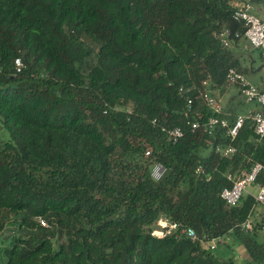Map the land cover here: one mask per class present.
<instances>
[{
    "label": "trees",
    "instance_id": "16d2710c",
    "mask_svg": "<svg viewBox=\"0 0 264 264\" xmlns=\"http://www.w3.org/2000/svg\"><path fill=\"white\" fill-rule=\"evenodd\" d=\"M243 1L264 12V0H0V264H264L258 205L219 197L227 173L264 167V137L250 121L233 142L188 125L212 116L204 82L222 92L230 69L249 73L217 38L243 35L231 7ZM229 144L232 157L215 153ZM159 219L198 240L155 237ZM216 238L245 258L219 257Z\"/></svg>",
    "mask_w": 264,
    "mask_h": 264
},
{
    "label": "built area",
    "instance_id": "2783aa9c",
    "mask_svg": "<svg viewBox=\"0 0 264 264\" xmlns=\"http://www.w3.org/2000/svg\"><path fill=\"white\" fill-rule=\"evenodd\" d=\"M231 7L233 9L234 21L242 24L245 31L241 35L238 32L231 34L228 30H222L217 36L220 45L224 49H229L232 46L233 40H245L251 49L259 52L260 58L264 61V18L258 16L260 15L259 9L247 1L233 2ZM15 66L18 72L22 68L19 61L15 62ZM208 85V81L202 84L204 89L199 93V98L203 105L212 113V116L203 121L202 116L197 113V120L188 122L191 131L194 132L200 129L204 134L211 136L216 128H220L225 131L226 137L230 142H233L244 123L250 121L253 123L254 134L257 140H261L264 137V89L260 90L251 85L242 74L230 69L226 74V87H236L246 105L252 104L260 109V111H248L245 115L236 116L234 121L230 122L220 103L208 91ZM187 105L191 109L192 100L188 99ZM155 123L154 121L152 124L154 125ZM161 131L166 135L167 141L172 144H176L184 136L180 128H163ZM235 152V148L230 144L225 147H215V153L224 158L232 157ZM144 157L151 158V177L154 181H158L165 173V169L152 156L151 150L147 149L144 152ZM225 177L230 183V187L223 189L219 197L227 207L235 208L239 206L244 197L250 196L257 205H260L264 209V167L262 165L253 164L248 170L239 169L236 172L227 173ZM250 188H256V193L250 194L248 192ZM39 224L42 227H46L45 222L41 220H39ZM242 228L252 231L253 225L250 221H247ZM175 233L185 235L192 241L198 240L196 234L191 229L182 228L179 224L169 222L166 219H159L155 229L152 231V235L158 238L174 235ZM210 243V250L214 251L216 246L226 245L228 240L216 238L210 241Z\"/></svg>",
    "mask_w": 264,
    "mask_h": 264
},
{
    "label": "crops",
    "instance_id": "0c3cea01",
    "mask_svg": "<svg viewBox=\"0 0 264 264\" xmlns=\"http://www.w3.org/2000/svg\"><path fill=\"white\" fill-rule=\"evenodd\" d=\"M259 11H260L261 18H264L263 10L259 9ZM230 49L238 57L239 62L241 64V67L242 68H248L249 73L251 75H256L259 72H261L262 70H264V68H263L264 61L261 60L260 58L259 59L262 61V65L259 67L260 70L256 71L259 68L254 70L255 59L253 57V54L257 53L258 57L260 54L258 51L251 49L245 40H240V41L236 42V44H233ZM250 66L252 67L251 70L249 69ZM251 71H253V72H251ZM243 76L245 77V75H243ZM255 87H257L260 90H263L264 89V78H262L261 84L258 86H255ZM235 92H236V94H235ZM210 93L214 96V98L219 103H222L223 111H224L225 115H227V117H234L235 118L236 116H239V115H245L248 111H257V109H259L258 107L255 106V107L249 109L246 113L240 114L238 112V110H240V107H239V104L236 102L237 97H240V95H239L237 88H234V87L224 86L222 88V92L210 90Z\"/></svg>",
    "mask_w": 264,
    "mask_h": 264
},
{
    "label": "rangeland",
    "instance_id": "374dc122",
    "mask_svg": "<svg viewBox=\"0 0 264 264\" xmlns=\"http://www.w3.org/2000/svg\"><path fill=\"white\" fill-rule=\"evenodd\" d=\"M258 16H260V15H258ZM253 57L255 59L254 70H256L257 68H259L262 65V61L259 59L257 53L253 54ZM245 77H246V79L248 80V82L251 85L258 86V85L261 84L262 78H264V70H262L261 72H259L256 75H251L250 73L245 74ZM208 91H210V90L208 89ZM235 94H236V92H235ZM236 102L239 104L240 110H238V112L240 114H244L249 109L255 107L252 104L246 105V103L240 97H237ZM220 104L222 106V103H220ZM258 110L259 109H257V111ZM7 137H8V135H7ZM5 139H6V135L2 131V129H0V141H4ZM248 192L250 194H255L256 193V188H250V189H248ZM254 216L257 217V218H259L260 220H264V209L260 205L256 206L255 211H254ZM262 226H264V224ZM260 235H261L262 238H264V230L261 231ZM227 244L231 245L232 243L229 240ZM229 248L230 249H228L225 245H218L215 248V250H216L215 252H216V254L219 257L225 258L226 251L230 250L231 251V255H233L234 257H236V259L238 261L245 258V255H244V253H242V250L240 248L235 247L233 245H232V247H229Z\"/></svg>",
    "mask_w": 264,
    "mask_h": 264
},
{
    "label": "water",
    "instance_id": "95a60500",
    "mask_svg": "<svg viewBox=\"0 0 264 264\" xmlns=\"http://www.w3.org/2000/svg\"><path fill=\"white\" fill-rule=\"evenodd\" d=\"M263 68H264V66H263ZM250 70L252 69V67L250 66V68H249ZM260 70V68L258 69V70H256V71H259ZM251 72H253V71H251Z\"/></svg>",
    "mask_w": 264,
    "mask_h": 264
}]
</instances>
